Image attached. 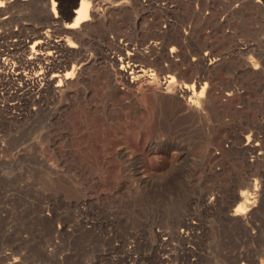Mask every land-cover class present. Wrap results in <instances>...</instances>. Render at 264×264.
<instances>
[{"label": "rangeland", "instance_id": "374dc122", "mask_svg": "<svg viewBox=\"0 0 264 264\" xmlns=\"http://www.w3.org/2000/svg\"><path fill=\"white\" fill-rule=\"evenodd\" d=\"M85 1L0 0V264H264V0Z\"/></svg>", "mask_w": 264, "mask_h": 264}, {"label": "bare ground", "instance_id": "6f19581e", "mask_svg": "<svg viewBox=\"0 0 264 264\" xmlns=\"http://www.w3.org/2000/svg\"><path fill=\"white\" fill-rule=\"evenodd\" d=\"M77 5H79L77 8L74 9V12H75V15L72 19L71 22H69V25L70 26H75L77 23H79L80 21H82L86 15H87V11H88V3L87 1L85 0H79V3L77 2ZM44 11V10H43ZM51 12L54 14V10L52 8V5H51ZM89 14V13H88ZM39 42V41H38ZM37 43V42H36ZM32 47V46H31ZM49 47V46H48ZM47 48V47H45ZM39 60V59H38ZM28 63H32L31 61H27ZM128 62V61H127ZM6 64V63H5ZM175 64V63H174ZM173 64V65H174ZM177 65V64H176ZM2 66V65H1ZM6 66V65H5ZM4 66V67H5ZM179 66V65H178ZM122 67V66H121ZM3 68V67H2ZM122 71H124V66L121 68ZM38 75V74H37ZM125 74L123 73V76ZM130 75V74H129ZM136 75V74H135ZM138 75V74H137ZM136 75V76H137ZM139 76V75H138ZM154 77V76H153ZM151 78L150 77V80H149V83L153 85V88L155 90V92H158L160 95H162L163 97H167V98H170V99H173L175 100L181 107H184L185 108H192L194 110V112L198 115L200 113V111L202 110V108L200 109V104H199V100H200V95H202V92H200V95H198L196 97V95L192 94L190 92L189 95H194L193 97L192 96H188V89L191 88V84H180V85H177L176 82H174V77H173V74H170V73H166L163 77V80H158V79H155V78ZM51 80V79H50ZM52 81V80H51ZM194 87V86H193ZM191 88L192 91H194V88ZM203 87V86H202ZM200 90L203 91V88H201ZM199 90V91H200ZM196 91V90H195ZM157 93V94H158ZM159 96V95H158ZM199 98V100H198ZM202 104H204V102H202ZM179 106V107H180ZM184 109V108H183ZM192 112V111H191ZM192 112V113H194ZM203 112V111H201ZM201 116H199L200 118ZM205 118V117H204ZM252 149V148H251ZM251 193V192H249ZM238 197H241L243 198L244 200H248L246 199L247 197L243 194H240ZM252 201V200H251ZM253 202V201H252ZM251 202V203H252ZM248 203V202H247ZM250 203V204H251ZM246 205V204H245ZM237 208V207H236ZM244 209L243 206L240 207V211H242ZM238 220V219H237Z\"/></svg>", "mask_w": 264, "mask_h": 264}, {"label": "built area", "instance_id": "2783aa9c", "mask_svg": "<svg viewBox=\"0 0 264 264\" xmlns=\"http://www.w3.org/2000/svg\"><path fill=\"white\" fill-rule=\"evenodd\" d=\"M30 46V45H29Z\"/></svg>", "mask_w": 264, "mask_h": 264}, {"label": "water", "instance_id": "95a60500", "mask_svg": "<svg viewBox=\"0 0 264 264\" xmlns=\"http://www.w3.org/2000/svg\"><path fill=\"white\" fill-rule=\"evenodd\" d=\"M77 5V4H76Z\"/></svg>", "mask_w": 264, "mask_h": 264}]
</instances>
